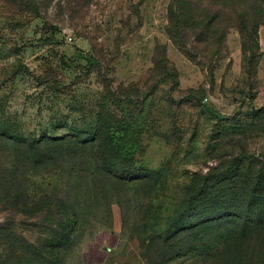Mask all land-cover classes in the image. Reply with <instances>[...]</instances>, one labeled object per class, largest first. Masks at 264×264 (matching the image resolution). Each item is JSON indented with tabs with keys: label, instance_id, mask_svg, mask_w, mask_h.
Here are the masks:
<instances>
[{
	"label": "rangeland",
	"instance_id": "374dc122",
	"mask_svg": "<svg viewBox=\"0 0 264 264\" xmlns=\"http://www.w3.org/2000/svg\"><path fill=\"white\" fill-rule=\"evenodd\" d=\"M172 1L0 0V137L68 143L39 159L46 172L25 170L31 197L73 207L77 242L62 264H148L143 240L171 222L196 175L244 172L264 154V25L241 50L232 29L215 67L184 55L175 65ZM79 53L96 64H63ZM98 156L139 181L109 185ZM23 161L0 151L1 169ZM45 214L10 222L30 247L52 241Z\"/></svg>",
	"mask_w": 264,
	"mask_h": 264
},
{
	"label": "trees",
	"instance_id": "16d2710c",
	"mask_svg": "<svg viewBox=\"0 0 264 264\" xmlns=\"http://www.w3.org/2000/svg\"><path fill=\"white\" fill-rule=\"evenodd\" d=\"M171 4V40L182 55L209 68L223 59V45L232 29L240 32L242 43L264 25V0H173ZM194 39L202 44L201 52L189 50ZM81 60L96 64L91 56L80 53L74 59L65 56L62 62L73 69ZM66 143L62 139L0 137V151L24 159L15 171L0 167V213L13 217L0 223V249L4 248L0 264H62L64 255L76 245L69 225L70 218L76 217L72 205L31 197L25 173L27 167L46 172L48 167L39 159ZM95 164L97 173L110 175L109 185L114 181L124 187L139 181L128 179L129 173L119 164L106 166L100 156ZM140 181L147 182L145 178ZM144 191L147 198L145 186ZM44 213L52 227V241L42 248L30 247L10 222L17 216L38 219ZM142 245L148 264H167L191 255L202 257V264H264V154L249 162L244 172L234 165L196 175L171 222Z\"/></svg>",
	"mask_w": 264,
	"mask_h": 264
},
{
	"label": "crops",
	"instance_id": "0c3cea01",
	"mask_svg": "<svg viewBox=\"0 0 264 264\" xmlns=\"http://www.w3.org/2000/svg\"><path fill=\"white\" fill-rule=\"evenodd\" d=\"M240 39V38H239ZM238 38H235V41H237L238 42V46L240 47V50H241V41L239 40ZM175 57H176V59H170V58H168L171 62H173L175 65L177 64L176 63V61H177V59L179 60V59H185V57L180 53V52H176V54H175ZM179 70V69H178Z\"/></svg>",
	"mask_w": 264,
	"mask_h": 264
},
{
	"label": "built area",
	"instance_id": "2783aa9c",
	"mask_svg": "<svg viewBox=\"0 0 264 264\" xmlns=\"http://www.w3.org/2000/svg\"><path fill=\"white\" fill-rule=\"evenodd\" d=\"M68 41L69 42H72L73 41V39L70 37L69 39H68ZM205 102H209V99L208 98H205V100H204Z\"/></svg>",
	"mask_w": 264,
	"mask_h": 264
}]
</instances>
